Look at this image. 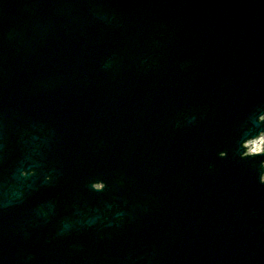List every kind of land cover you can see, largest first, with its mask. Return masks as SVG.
I'll list each match as a JSON object with an SVG mask.
<instances>
[{
	"label": "water",
	"instance_id": "1",
	"mask_svg": "<svg viewBox=\"0 0 264 264\" xmlns=\"http://www.w3.org/2000/svg\"><path fill=\"white\" fill-rule=\"evenodd\" d=\"M263 113L264 0H0V264H264Z\"/></svg>",
	"mask_w": 264,
	"mask_h": 264
}]
</instances>
